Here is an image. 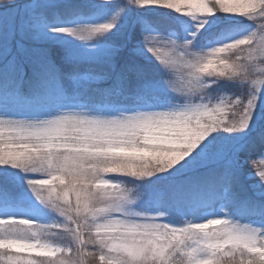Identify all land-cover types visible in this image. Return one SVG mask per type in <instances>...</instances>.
<instances>
[{"label": "snow or ice", "instance_id": "1", "mask_svg": "<svg viewBox=\"0 0 264 264\" xmlns=\"http://www.w3.org/2000/svg\"><path fill=\"white\" fill-rule=\"evenodd\" d=\"M0 264H264V0H0Z\"/></svg>", "mask_w": 264, "mask_h": 264}]
</instances>
